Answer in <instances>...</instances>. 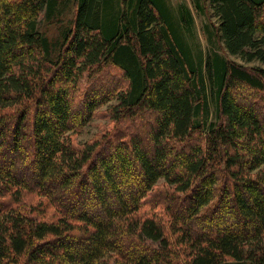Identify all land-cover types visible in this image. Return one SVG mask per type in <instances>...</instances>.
I'll return each mask as SVG.
<instances>
[{
  "label": "trees",
  "instance_id": "obj_1",
  "mask_svg": "<svg viewBox=\"0 0 264 264\" xmlns=\"http://www.w3.org/2000/svg\"><path fill=\"white\" fill-rule=\"evenodd\" d=\"M194 4L0 0V264H264V0Z\"/></svg>",
  "mask_w": 264,
  "mask_h": 264
},
{
  "label": "rangeland",
  "instance_id": "obj_2",
  "mask_svg": "<svg viewBox=\"0 0 264 264\" xmlns=\"http://www.w3.org/2000/svg\"><path fill=\"white\" fill-rule=\"evenodd\" d=\"M167 2L170 4L172 8H175V9L177 8L179 9V7L182 4L187 5L192 9L194 17H195V24L191 32L187 31L188 35L186 36V40L191 46V49L194 55L201 53L203 54L204 59H205L207 54L210 52L219 51L220 53H224V49L222 48V45H223L222 42H220V40L215 36V34H214L213 39L209 35L210 33H209V29L207 26L209 25L210 28H212V23L209 22V18L206 15L199 14L198 10L195 8L194 0H167ZM60 10L61 11L58 12L57 16L56 15H53L52 17L45 16L41 20L40 29L45 34H47L52 39V41H58L65 26L71 22L73 18V13L75 12V6L73 5L72 7V4H71V7L69 9H65V10L60 9ZM212 18H213V22H216V19L214 17ZM229 57L233 60L238 61L239 63L247 64L239 56L229 55ZM248 64L249 65H260V63L257 61H253ZM113 72H116V71H113ZM113 72L111 73L114 74ZM92 98L96 99L97 98L96 94L92 95ZM114 103H116V99H114L108 104H114ZM105 110H106L105 106H103L100 109V111H105ZM212 119H213V113L211 111L210 120ZM110 121L111 120L109 118H105L103 114L97 113L95 115V118H93L92 121L89 122L83 128V130L79 132L78 135H76L78 136L77 137L78 140L81 139L82 141H87L89 139L94 138L95 136L97 137L102 136L106 132ZM5 161H6L5 158H4V161L0 159V164H2ZM21 174L23 176L27 175L28 170L22 169ZM160 183H164V180H162Z\"/></svg>",
  "mask_w": 264,
  "mask_h": 264
}]
</instances>
